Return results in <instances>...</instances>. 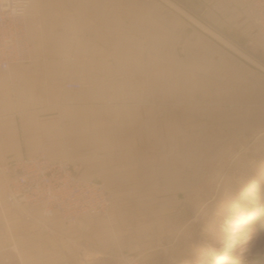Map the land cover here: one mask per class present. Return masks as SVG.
Masks as SVG:
<instances>
[{
	"label": "crops",
	"instance_id": "1",
	"mask_svg": "<svg viewBox=\"0 0 264 264\" xmlns=\"http://www.w3.org/2000/svg\"><path fill=\"white\" fill-rule=\"evenodd\" d=\"M179 2L211 27L191 29L154 0H33L31 62L0 71V168L38 154L70 161L80 179L105 184L115 216L132 195L140 210L156 209L168 193L193 189L180 161L196 156L192 127L201 124L209 141L232 136L218 126L240 124L243 106L244 120H255L264 41L251 33L249 0ZM4 192L0 173V264L107 258L99 217L66 225L38 208H11Z\"/></svg>",
	"mask_w": 264,
	"mask_h": 264
},
{
	"label": "rangeland",
	"instance_id": "2",
	"mask_svg": "<svg viewBox=\"0 0 264 264\" xmlns=\"http://www.w3.org/2000/svg\"><path fill=\"white\" fill-rule=\"evenodd\" d=\"M154 1L191 29L211 27L183 9L184 0ZM246 108L240 124L227 118L218 126L229 138L208 141L201 124L192 127L196 156L180 161L191 167L193 189L168 193L156 209L140 210L132 195L118 216L111 215L113 195L108 215L99 217L108 229L102 264H264V105L253 108L250 122Z\"/></svg>",
	"mask_w": 264,
	"mask_h": 264
},
{
	"label": "built area",
	"instance_id": "3",
	"mask_svg": "<svg viewBox=\"0 0 264 264\" xmlns=\"http://www.w3.org/2000/svg\"><path fill=\"white\" fill-rule=\"evenodd\" d=\"M32 1L0 0L1 72L31 62L26 18ZM249 5L255 15L251 33L260 34L264 41V0H249ZM64 87L78 91L81 86L67 83ZM78 170L70 161H49L42 154L11 160L0 168L5 179L4 202L17 210L38 208L44 219L58 218L66 225L83 216L105 218L113 194L98 179H80Z\"/></svg>",
	"mask_w": 264,
	"mask_h": 264
}]
</instances>
